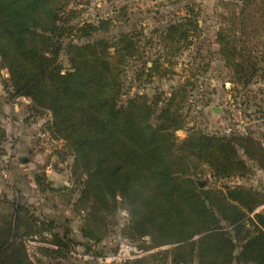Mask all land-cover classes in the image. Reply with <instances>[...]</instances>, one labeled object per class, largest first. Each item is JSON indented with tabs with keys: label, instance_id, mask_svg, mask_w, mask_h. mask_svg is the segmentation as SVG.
Masks as SVG:
<instances>
[{
	"label": "trees",
	"instance_id": "1",
	"mask_svg": "<svg viewBox=\"0 0 264 264\" xmlns=\"http://www.w3.org/2000/svg\"><path fill=\"white\" fill-rule=\"evenodd\" d=\"M239 1L264 8V0ZM71 6L72 0H0V62L10 74V96L30 98L33 111L50 112L54 137L74 149V164L76 156L83 162L87 178L77 203L88 210L84 236L101 242L107 235L99 232L102 206L130 211L131 231L139 232L132 239L151 235L153 245L147 248L151 249L235 223L263 204V191L225 184L201 188L198 182L205 170L217 179L247 175L248 161L264 170L263 141L249 133L210 136L189 127L188 137L179 143L175 132L188 124L182 111L186 88L173 90L167 98L159 93L124 100L128 58L143 54L137 33H121L109 44L96 35L111 20L61 25L66 17L68 21L78 17ZM245 17L242 13L236 20L239 27L233 39L217 33L222 59L244 87L255 77H264V43L259 42L263 33L256 26L247 33ZM167 33L165 38L176 42H186L193 34L185 29L179 34L176 25ZM62 36L69 41L62 43ZM62 54L69 60L67 68ZM145 65L139 75L146 73L149 79L170 66L161 57L152 66ZM5 137L0 121V141ZM93 160L96 163H89ZM42 179L37 176L38 184ZM57 226L54 220L38 218L28 206L0 197V249L7 247L0 264H76L67 252L73 246L71 230L64 226L58 233ZM39 236L56 246L40 248L47 261L32 259L23 242L9 244L12 238ZM237 236L205 234L198 243L172 251V264L192 263L194 258L197 264H204L202 259L207 264H264V213L242 224ZM192 244L198 245L190 250Z\"/></svg>",
	"mask_w": 264,
	"mask_h": 264
},
{
	"label": "rangeland",
	"instance_id": "2",
	"mask_svg": "<svg viewBox=\"0 0 264 264\" xmlns=\"http://www.w3.org/2000/svg\"><path fill=\"white\" fill-rule=\"evenodd\" d=\"M71 7L78 17L70 21L66 17L61 25L78 24L82 19L91 22L111 20L106 24L107 28L96 35L97 39L105 38L109 44L116 43L121 33H137L135 39H139L143 54H134L128 58L124 73V100L140 96L153 98L159 93L162 98H167L173 90L186 88L188 99L182 111L188 124L175 132L179 143L188 137L191 132L189 127L202 129L210 136L242 135L237 131L235 121L239 107L244 111L249 135L264 143V104L260 97L263 94L264 77H255L246 87L235 81L232 67L222 59L217 39V33L233 39L232 34L239 27L236 20L243 13L246 16L245 31L249 33L252 28L258 27L259 32L263 33L259 42L264 43V8L259 3L246 4L239 0H72ZM170 25H176L179 34L184 29L193 34L186 42L183 39L176 42L165 38ZM178 33L173 36L178 37ZM61 40L67 43L69 38L62 36ZM249 44L252 46L253 42ZM110 50L114 51L115 47ZM159 57L169 60L170 66L166 72L150 76V79L146 73L139 75L146 67L145 64L150 67ZM60 59L65 68L69 67L66 55L62 54ZM9 77L8 69L0 62V121L6 131L5 139L0 141V159L8 160L10 168L8 179L0 174V197L6 196L18 205L28 206L40 219L54 220L58 225L55 228L58 233L63 232L64 226L68 227L73 246L67 252L72 262L172 264L170 253L177 247L197 242L199 237L213 231L226 232L236 238L242 224L251 222L258 213H264L263 203L235 223L180 242L147 249L149 243L153 245L152 236L147 235L135 241L132 239L131 236L139 232L131 231L130 211L122 206L104 210L106 207L102 206L99 209V232L102 231L103 236L107 235L101 242L89 240L83 234L89 218L88 210L83 211L77 203L87 178L83 162L76 156L74 164V149L54 137L50 130L53 124L50 112L33 111L30 98L10 96L7 83ZM43 131L51 133L52 139L49 142L40 137ZM241 155L247 159L246 155ZM91 162L96 163V160ZM248 163L251 169L249 174L226 179L214 178L205 170L200 174L199 185L201 188L224 184L242 185L264 192V170L255 162ZM37 176H44L41 184H38ZM90 227L93 228L91 221ZM248 228L252 229V226L248 224ZM13 242H23L34 260H48L40 254L41 247H56L41 237L12 238L9 244ZM125 242L135 245L140 254L127 260L115 258L120 245ZM194 245L198 244H192L189 249L194 248ZM6 250L5 246L1 248L0 255ZM184 250L187 255V249ZM205 259L209 260L208 257ZM197 262L198 258H194V262L188 264Z\"/></svg>",
	"mask_w": 264,
	"mask_h": 264
},
{
	"label": "built area",
	"instance_id": "3",
	"mask_svg": "<svg viewBox=\"0 0 264 264\" xmlns=\"http://www.w3.org/2000/svg\"><path fill=\"white\" fill-rule=\"evenodd\" d=\"M262 120H264V116L262 117ZM235 121H236V124L238 125L236 126L237 131L242 135L248 134V131L246 128V125H247L246 118L244 116V111L241 107H239L236 110ZM40 137L46 142H49L52 139L51 133L49 131L41 132ZM0 174L4 178H7V179L9 178L10 168H9L8 160L0 159ZM139 254L140 253L138 252V249L135 245H133L132 243L125 242L120 245L118 253L115 256V258L121 259V260H127L131 258H135Z\"/></svg>",
	"mask_w": 264,
	"mask_h": 264
},
{
	"label": "crops",
	"instance_id": "4",
	"mask_svg": "<svg viewBox=\"0 0 264 264\" xmlns=\"http://www.w3.org/2000/svg\"><path fill=\"white\" fill-rule=\"evenodd\" d=\"M262 93H263V94H261V95H260V97H261V100H262V102H261V103H262V104H264V89H263Z\"/></svg>",
	"mask_w": 264,
	"mask_h": 264
}]
</instances>
